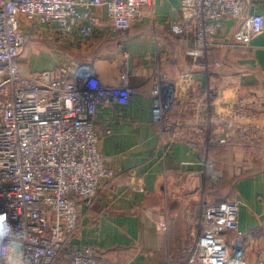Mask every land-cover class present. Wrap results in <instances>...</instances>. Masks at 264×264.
<instances>
[{
	"label": "built area",
	"instance_id": "1",
	"mask_svg": "<svg viewBox=\"0 0 264 264\" xmlns=\"http://www.w3.org/2000/svg\"><path fill=\"white\" fill-rule=\"evenodd\" d=\"M155 2L0 0V264H116L76 239L80 206H92L119 177L101 153L112 130L100 132L96 124L103 107L120 110L130 103V54L123 52L115 85L103 83L90 63L75 60L23 75L20 58L29 35L58 36L71 45L127 31ZM180 9L171 30L189 40L186 55L193 61L176 80L155 72L152 121L163 146L180 141L200 151L203 181L215 180L211 147L264 148V114L257 109L264 94L247 97L228 75L220 86L212 57L217 50L250 51L264 31V16L248 12L245 0H180ZM228 18L238 24L229 35ZM197 71L204 82L193 78ZM199 192L190 219L193 242L182 264H248L239 201L211 202L202 186Z\"/></svg>",
	"mask_w": 264,
	"mask_h": 264
},
{
	"label": "crops",
	"instance_id": "2",
	"mask_svg": "<svg viewBox=\"0 0 264 264\" xmlns=\"http://www.w3.org/2000/svg\"><path fill=\"white\" fill-rule=\"evenodd\" d=\"M245 1L248 12L264 16V0ZM104 12L98 9L103 17ZM180 17V0H156L113 52L106 51L92 61L89 49L83 50L81 60L68 50L57 58L48 48L36 47L40 44L35 46L38 50H32V42L20 58L23 75L75 60L90 63L103 83L115 85L120 82L123 52L130 54V103L120 110L103 107L96 124L100 132L107 127L112 130L102 140L101 153L119 177L103 188L92 206H80L76 239L79 244L97 247L102 258L116 264H182L193 242L190 219L200 204L201 152L180 141L163 146L152 121L155 72L160 69L166 78L176 80L193 61L186 55L189 40L171 30ZM237 27L234 20H225V34ZM38 51L42 55H36ZM172 57L181 58L182 63L175 74L165 67ZM28 58V64L34 66L24 64ZM212 61L220 86L228 84V75L247 97L264 94V31L253 40L250 51L236 49L225 55L217 50ZM193 78L205 81L200 71ZM257 109L264 114V105ZM211 155L225 196L241 205L239 228L244 232L247 262L258 264L264 260V148L231 144L213 149ZM161 221H167L168 227L162 228Z\"/></svg>",
	"mask_w": 264,
	"mask_h": 264
},
{
	"label": "trees",
	"instance_id": "3",
	"mask_svg": "<svg viewBox=\"0 0 264 264\" xmlns=\"http://www.w3.org/2000/svg\"><path fill=\"white\" fill-rule=\"evenodd\" d=\"M132 28H130L129 30L127 31H122V30H114L115 33L114 35H106V36H97V37H94L90 40H87V41H82V42H79V43H76V44H71V45H63V46H67L68 48H72L73 50L77 51L79 53V49L77 48H81V46L85 43V42H89L91 41V48H89V53L90 55L88 56L89 60L92 61V59H94L96 56H99V55H102L104 52L106 51H110V52H113V50L115 49V47H118L122 41L126 38L128 32L131 30ZM177 36H181V35H177ZM34 41H41L40 39H30L28 40V42H34ZM73 56V55H72ZM173 58V57H172ZM181 58L178 59H175L173 58L172 60H169L166 64H165V67L168 68V71H170L171 74H175L176 72H178V70L181 69ZM184 72V70L182 71ZM182 72H179V75L180 73ZM179 75L173 77V79H175L176 77H178ZM172 78V77H171ZM177 108V104L174 105V109ZM184 117V116H183ZM231 145V144H230ZM228 146V145H227ZM221 146H215V147H211L210 150H209V158L213 161L214 163V159L212 158V155H211V151L215 148H219ZM225 147V146H223ZM214 185L216 186L217 183H214ZM222 185V184H221ZM221 187V186H220ZM215 190H210V195H211V199H209L208 197V201H211V202H221V201H224L226 199H229L231 197L229 196H225L224 192H223V189L220 193L218 194H214ZM223 193V195H221ZM212 194H214L212 196Z\"/></svg>",
	"mask_w": 264,
	"mask_h": 264
},
{
	"label": "rangeland",
	"instance_id": "4",
	"mask_svg": "<svg viewBox=\"0 0 264 264\" xmlns=\"http://www.w3.org/2000/svg\"><path fill=\"white\" fill-rule=\"evenodd\" d=\"M28 37H29V40H30L33 36L29 35ZM34 37H35L34 39L38 38L36 36H34ZM46 37H48V36L46 35ZM79 42H82V41H77L75 43H79ZM32 43H34V44H32V46H33L32 50H38L36 47H38V48L39 47H45V48H48L49 50L53 51L51 53L56 55L57 58H61L64 55V53L66 52V50H68V53L72 54L78 60H81L83 58V55L85 54L84 53L85 50H88L89 48H91V41L85 42L81 46V48H77V49H79V53H78L77 51L73 50L72 48L64 47L63 45H66V44H62L61 40L58 38V36H55V38L53 40H50L48 38H45V39L42 38L41 41H34ZM27 44L29 45L28 41L26 42L25 46ZM37 44H40L41 46H36ZM35 54L36 55H42V52L38 51V52H35ZM46 60H47L48 63L52 62V59H51V57L48 54L46 56ZM28 61H29V58L27 59V62L24 61V64L25 65L27 64L29 67L34 66L33 63L28 64ZM215 171L217 172L216 168H215ZM218 176L220 177V174ZM213 180L214 179L207 178L206 180L202 181L203 182L202 183V187L204 188L205 194H206V196L209 199H211L210 190H215V191H213L214 194H218L223 189V188L220 187L221 184H222V181H221L222 179H220V180H216L215 179L216 181H213ZM225 182H226V180H225ZM214 183H217V185L215 186ZM214 194H212V196ZM221 195H223V193Z\"/></svg>",
	"mask_w": 264,
	"mask_h": 264
}]
</instances>
